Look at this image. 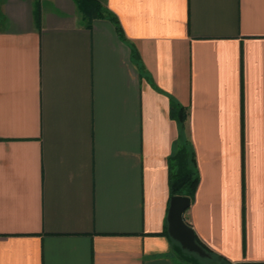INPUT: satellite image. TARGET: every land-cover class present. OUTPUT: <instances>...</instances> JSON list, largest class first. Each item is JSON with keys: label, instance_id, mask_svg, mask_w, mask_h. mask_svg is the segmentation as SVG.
<instances>
[{"label": "crops", "instance_id": "crops-1", "mask_svg": "<svg viewBox=\"0 0 264 264\" xmlns=\"http://www.w3.org/2000/svg\"><path fill=\"white\" fill-rule=\"evenodd\" d=\"M99 1L0 0V264H181L180 136L197 240L264 264V0Z\"/></svg>", "mask_w": 264, "mask_h": 264}, {"label": "trees", "instance_id": "trees-1", "mask_svg": "<svg viewBox=\"0 0 264 264\" xmlns=\"http://www.w3.org/2000/svg\"><path fill=\"white\" fill-rule=\"evenodd\" d=\"M74 2L76 3L79 11L87 23H90L93 19L108 15V10L103 7L99 0H74ZM118 27L119 26H117V29ZM170 110L171 114L175 116L176 120L178 121L179 128H182L185 116L184 108L174 101H171ZM170 168V197L174 195H183L189 197L191 201L197 184V173L194 167V157L191 148L188 146L182 136L179 137L178 150L170 159ZM196 241L204 248L197 238ZM205 251L209 255H212L210 252H208V250L205 249ZM185 252L190 259H195L196 254L187 251Z\"/></svg>", "mask_w": 264, "mask_h": 264}, {"label": "water", "instance_id": "water-1", "mask_svg": "<svg viewBox=\"0 0 264 264\" xmlns=\"http://www.w3.org/2000/svg\"><path fill=\"white\" fill-rule=\"evenodd\" d=\"M190 205V198L183 195H174L170 198L167 212V231L180 247L200 258H207L209 254L196 241L194 230L185 221L184 213Z\"/></svg>", "mask_w": 264, "mask_h": 264}, {"label": "rangeland", "instance_id": "rangeland-1", "mask_svg": "<svg viewBox=\"0 0 264 264\" xmlns=\"http://www.w3.org/2000/svg\"><path fill=\"white\" fill-rule=\"evenodd\" d=\"M175 246L177 250L176 252L177 259L181 264H224L222 260L216 258L213 255H209V257L207 258H200L195 255V259H190L187 253L180 248L178 243Z\"/></svg>", "mask_w": 264, "mask_h": 264}]
</instances>
